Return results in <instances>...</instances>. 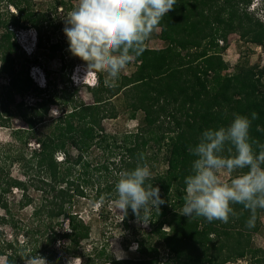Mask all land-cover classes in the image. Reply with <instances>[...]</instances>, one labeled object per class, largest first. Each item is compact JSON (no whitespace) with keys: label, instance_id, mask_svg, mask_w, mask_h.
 Listing matches in <instances>:
<instances>
[{"label":"trees","instance_id":"1","mask_svg":"<svg viewBox=\"0 0 264 264\" xmlns=\"http://www.w3.org/2000/svg\"><path fill=\"white\" fill-rule=\"evenodd\" d=\"M67 1L57 0V6L66 8ZM253 4L178 0L158 28L165 47L149 48L148 39L143 54L127 65L136 70L120 75L115 85L107 86L100 76L90 88L94 102L88 104L70 79L60 76L53 83L46 76L44 87L34 81L30 69L41 65L40 58L22 50L17 32L34 30L49 57L59 45L43 44L46 20L34 0H0V128L11 132L10 142H0V257L5 264H26L37 256L46 264H63L64 255L81 264H229L246 258L249 264H264V250L254 242L264 210H257L251 229L246 227L250 211L238 204L228 223L181 215L184 180L195 159L189 149L205 130L227 127L236 115L251 119L255 112L250 137L264 144V70L238 64L229 75L223 58L232 34L264 50V22ZM62 64V70L68 67L63 56ZM120 95L131 118L142 113L143 120L136 131L110 134L103 121L118 117L113 99ZM96 149L107 155L103 162L92 158ZM155 151L164 152L166 170L149 182L166 202L159 212L144 214L149 232L135 240L141 257L116 260L106 245H89L91 227L76 205L89 198L103 212L118 199L121 173L149 166ZM135 219L129 208L124 224Z\"/></svg>","mask_w":264,"mask_h":264},{"label":"clouds","instance_id":"2","mask_svg":"<svg viewBox=\"0 0 264 264\" xmlns=\"http://www.w3.org/2000/svg\"><path fill=\"white\" fill-rule=\"evenodd\" d=\"M177 2L78 0L77 6L65 18L63 28L69 51L86 62L87 75L93 71L106 72L111 82L115 83L125 67L143 54L146 41ZM40 77L44 80L43 75ZM87 85L96 86L89 82ZM257 118L255 112L251 114V119L236 115L227 127L205 130L199 142L190 147V154L195 159L191 174L184 180L185 202L181 215L189 219L203 217L210 223H228L230 217L237 215L233 205L238 204L251 213L246 227H255L257 210H264V144L254 142L250 137L252 121ZM225 151L230 155L225 156ZM140 158L143 159L142 154ZM243 169L248 171L235 176L230 182L220 179L222 170L232 174ZM152 179L147 164H138L133 170L121 173L115 189L117 206L123 216L130 208L142 221L149 220L145 212L151 209L160 211V206L166 201L161 198L159 188L149 182ZM37 259L46 264L39 256L27 259L26 264H37Z\"/></svg>","mask_w":264,"mask_h":264},{"label":"rangeland","instance_id":"3","mask_svg":"<svg viewBox=\"0 0 264 264\" xmlns=\"http://www.w3.org/2000/svg\"><path fill=\"white\" fill-rule=\"evenodd\" d=\"M67 3L68 5L66 8H60L57 6V0H34L35 10L43 14L46 20L42 28L43 44L49 45L54 43L59 45L58 51L53 53L52 57L47 55L45 49L39 47L38 44L40 39L34 30L18 31L16 35L17 41L23 51H25V49L27 50L25 52L28 56H31V58H40L39 62L41 65L32 66L30 69V74L34 81L37 82L38 85L41 83L39 86L44 87L47 81L46 76H48L53 83L54 81L58 83V78H60V76L65 77L66 80L70 79L76 87L79 97L86 103L91 104L94 102V98L90 92L91 87L87 85V82L98 85L100 76L103 77L107 86L115 85L117 81L115 83L111 82L106 72L93 71L89 72L87 75L86 62L73 56L69 51L67 37L63 32V28L65 27V18L68 13L77 6L78 0H68ZM252 10L264 22V2L262 0H254ZM159 34L160 29L153 32L147 43L149 48L161 49L165 47V43L160 40ZM62 56L66 61V65H68L64 70H62ZM223 58L230 66L229 70L226 72V74L229 75L234 73L235 67L238 64L257 66L259 70H264V50L261 47L244 43L237 34L229 36V46L224 52ZM71 63H74L72 69L69 66ZM135 70L136 67L132 64L126 66L120 75L129 77ZM40 75H43L44 80L43 78L41 79ZM7 81L6 78H1L2 84H7ZM113 104L118 110V117L116 119L104 120L103 126L105 130L110 134L116 133L121 135L126 132L136 131L142 123L143 114L138 113L136 118L132 119L122 95L113 99ZM57 114L59 113L56 108H53L52 116L57 117ZM15 126L23 127V124L20 121H16ZM10 133L9 130L0 128V142H10ZM154 155L153 158H155L151 160L149 165L152 176L166 170V164L163 159L164 152L162 151V153H160L155 151ZM105 157H107V155L105 156L102 151L96 149L93 152L92 158L103 162ZM239 174H241V172L229 174L226 170H222L219 176L223 182H230L232 178ZM87 193L89 196L94 194L92 191H88ZM105 198L106 197L103 198L104 203L106 201ZM91 205L89 198L80 199L75 209L91 227V242L89 245L93 243L97 245H106L108 247L106 249L116 260L140 258L141 256L137 251L135 240L136 238H140L143 232H149L148 225L144 224L146 222L135 219L128 224L129 227L126 226L123 222V213L118 209L117 200H112V202L106 204L103 212H101L100 209L93 208ZM261 220L262 227L260 232L254 235V242L257 247L264 250V213H262ZM164 228H166V230L169 229L168 226ZM7 233H10L9 229H7ZM159 248H161V257H163L165 254L164 250L162 247ZM84 249L87 251L88 248ZM98 249L100 250L101 248ZM86 251H82L81 253L85 254ZM5 261V257H0V264H5ZM63 262V264H81L80 259L68 257L66 255L63 257ZM245 262L249 264V259L246 258L229 264H245ZM37 264H43V261L38 259Z\"/></svg>","mask_w":264,"mask_h":264},{"label":"built area","instance_id":"4","mask_svg":"<svg viewBox=\"0 0 264 264\" xmlns=\"http://www.w3.org/2000/svg\"><path fill=\"white\" fill-rule=\"evenodd\" d=\"M245 264H247V262H245Z\"/></svg>","mask_w":264,"mask_h":264}]
</instances>
